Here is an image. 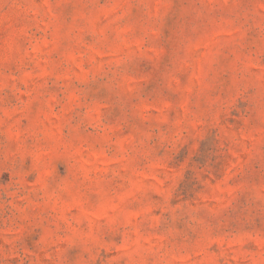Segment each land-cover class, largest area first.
<instances>
[{
  "label": "rangeland",
  "instance_id": "374dc122",
  "mask_svg": "<svg viewBox=\"0 0 264 264\" xmlns=\"http://www.w3.org/2000/svg\"><path fill=\"white\" fill-rule=\"evenodd\" d=\"M0 264H264V0H0Z\"/></svg>",
  "mask_w": 264,
  "mask_h": 264
}]
</instances>
